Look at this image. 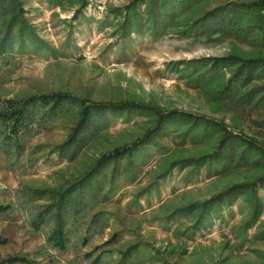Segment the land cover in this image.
<instances>
[{
	"label": "rangeland",
	"instance_id": "rangeland-1",
	"mask_svg": "<svg viewBox=\"0 0 264 264\" xmlns=\"http://www.w3.org/2000/svg\"><path fill=\"white\" fill-rule=\"evenodd\" d=\"M251 1L0 0V113L92 106L32 98L21 151L0 120V260L264 264V67L232 62L264 58Z\"/></svg>",
	"mask_w": 264,
	"mask_h": 264
},
{
	"label": "trees",
	"instance_id": "trees-1",
	"mask_svg": "<svg viewBox=\"0 0 264 264\" xmlns=\"http://www.w3.org/2000/svg\"><path fill=\"white\" fill-rule=\"evenodd\" d=\"M240 6L243 9L249 10H264V0H254L248 3H241ZM223 8V7H221ZM232 62H240L241 66L247 69L253 68H262L264 67V58H248V59H240L239 61H232ZM32 98L42 99L44 103L52 102L54 107L60 106V104L66 98H72L74 100H79L81 106V119L80 123L82 124L88 118L91 113L92 106L88 103V99L78 98L69 93H62L58 92L55 94H44L39 95L36 97H31L22 101H17L10 99L7 101L8 106L4 111L0 113V120L3 124L8 123V128L10 130V137L11 139H15L16 148L18 151L23 150L24 145L21 141L19 133L26 132L30 129V124L28 123V115H26L25 107L31 102ZM94 106L99 108H113L116 109L119 106L113 103H104V102H94ZM139 142H136L134 145H138ZM132 146H123L118 147L113 151V156L118 157L121 156L123 153L129 151ZM9 157V156H8ZM10 158V157H9ZM5 206L0 205V213L5 212ZM53 241L56 244V248L63 249L64 248V233L62 229H56L53 233ZM6 239H0V244L6 243ZM0 264H34L33 260L19 255V256H9L4 260H0Z\"/></svg>",
	"mask_w": 264,
	"mask_h": 264
}]
</instances>
